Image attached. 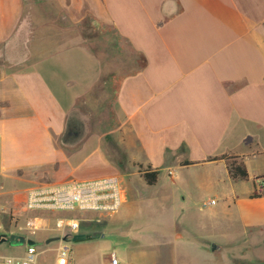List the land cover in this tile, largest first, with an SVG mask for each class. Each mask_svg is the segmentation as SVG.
<instances>
[{
  "label": "crops",
  "instance_id": "0c3cea01",
  "mask_svg": "<svg viewBox=\"0 0 264 264\" xmlns=\"http://www.w3.org/2000/svg\"><path fill=\"white\" fill-rule=\"evenodd\" d=\"M78 109L84 134L63 143ZM223 154L241 159L247 180L208 161ZM206 166L231 188L207 224L163 221L169 191L129 190ZM145 171L157 172L154 185ZM262 175L264 0H0V179L118 177L124 202L84 225L85 254L98 243L119 264H264V196L249 197ZM28 188L0 192L18 202ZM135 200L158 221L129 222ZM22 233L19 219L6 236ZM37 250L42 263L48 248Z\"/></svg>",
  "mask_w": 264,
  "mask_h": 264
},
{
  "label": "rangeland",
  "instance_id": "374dc122",
  "mask_svg": "<svg viewBox=\"0 0 264 264\" xmlns=\"http://www.w3.org/2000/svg\"><path fill=\"white\" fill-rule=\"evenodd\" d=\"M94 30H96V27ZM88 34H91V31H88ZM73 113L76 116L74 120L75 124L76 122L80 124L77 129L83 135L84 120L86 119V117L84 116V109L74 110ZM107 113L108 111L105 113V115ZM86 121L87 120H85V122ZM90 121L93 120L90 119ZM177 175L178 179L176 180V182L171 181L169 178H167V176H164V178L154 186H144L142 188L138 187V189L129 188V190H137L142 192L169 191L168 193L170 194V198L167 201L168 203H170L171 207H169V214L160 216L163 221H165V219L167 218L170 222L180 225L184 224L190 226H198L200 224H207L209 222L208 213L211 210L217 209L222 205L221 193L231 190L229 183L221 177L220 172L216 170L211 171L208 169V166L188 167L187 169L177 171ZM51 177L52 175L49 174L47 178L51 179ZM133 182L137 183L136 181ZM242 184L243 187L240 189L242 191L244 190V188L250 186V182H243ZM29 185L30 187H32L31 185L33 184H28L17 179H0V191L3 192H7L15 188L22 189L24 187H28ZM210 199H215L217 203L216 205L206 207L205 204ZM16 203L17 201H14L11 197L1 194L0 192V237L2 238L5 236L7 238V240L0 242V255L2 256L19 257L21 255V250L24 248L22 244L21 246H19L21 248L13 247L12 244L8 241L9 236H6L9 235L10 232H13L15 228V224L12 222H8V218L11 214H16ZM131 206L137 211H133L130 209V216L132 217V220L129 222L138 224L147 222L152 223L156 221L157 217H159L152 216L146 212L139 210L141 209L140 207L148 208L147 204L140 205V203L135 200V203ZM64 215L65 214L58 212H51L41 215L40 220L38 221L39 229L37 235L33 237V239L36 241L35 243L39 249L48 248V250H45L44 253L40 255V262L45 264H52L53 258L56 255L55 250L53 249L58 245V242H60V246H66L67 248H69L68 253L70 264H84V225H86L87 223H95V218H98V215H100L98 223H104V219L113 216L114 213H82L80 216L83 217L84 220L80 221L78 232L71 237H67L66 240H61L59 239V237H57L58 233L54 230V223L56 218L62 217ZM205 235H208L207 228ZM45 236H48L47 241H41L40 239H43ZM74 236H76V239ZM204 237L205 236L202 237V240L204 239ZM106 241L110 242L109 238H107ZM90 247V252L86 253H91L94 256V259L91 260L90 264H101L104 259L108 261L110 250H107V245L99 248L98 243H92ZM229 250L230 249L228 248L224 250L222 254L218 253L217 255H215V257L217 259H224L226 257L225 260H227ZM262 250H264V247L262 248ZM259 258V260L264 263V252Z\"/></svg>",
  "mask_w": 264,
  "mask_h": 264
},
{
  "label": "built area",
  "instance_id": "2783aa9c",
  "mask_svg": "<svg viewBox=\"0 0 264 264\" xmlns=\"http://www.w3.org/2000/svg\"><path fill=\"white\" fill-rule=\"evenodd\" d=\"M124 202L120 180L116 176L78 181L68 179L59 184H38L24 191L23 198L16 203V214H11L8 222L15 226L23 223V255L19 258L0 257V264H45L38 261L37 245L27 241L38 231V221L42 214L58 212L65 214L55 219L54 228L62 232V240L79 230L82 213H115ZM211 199L205 205H214ZM23 211V212H21ZM97 221L98 218H95ZM33 241V240H31ZM69 248L60 246L52 264H70ZM108 264H119L114 254L108 256Z\"/></svg>",
  "mask_w": 264,
  "mask_h": 264
},
{
  "label": "trees",
  "instance_id": "16d2710c",
  "mask_svg": "<svg viewBox=\"0 0 264 264\" xmlns=\"http://www.w3.org/2000/svg\"><path fill=\"white\" fill-rule=\"evenodd\" d=\"M75 115L73 112H71L67 119H66V131L64 135L62 136V142L63 143H68L71 141L75 140V136L77 137H82L81 132L77 129V127L80 125L76 122L75 120ZM215 160H224L225 165L228 171V174L230 178L234 181H244L248 179V174L246 171V168L243 165V162L241 161L240 158L233 156V155H227L223 154L221 156L217 157H212L209 158L208 161H215ZM194 162L190 161H184L182 162V165H190L193 164ZM144 181L147 185H154L157 180V172L156 171H145L143 174ZM263 180L264 175L262 176H257L253 178L252 182L254 185V190L249 194L250 198H257L264 196V183H259L258 186L255 184V180ZM76 239V236H74Z\"/></svg>",
  "mask_w": 264,
  "mask_h": 264
},
{
  "label": "water",
  "instance_id": "95a60500",
  "mask_svg": "<svg viewBox=\"0 0 264 264\" xmlns=\"http://www.w3.org/2000/svg\"><path fill=\"white\" fill-rule=\"evenodd\" d=\"M5 240H7L5 236L2 237V238L0 237V242L5 241ZM8 241H9V242H14V243L17 244V245H21V244H23V239L20 238V237H17V238H16V237L11 236V237L8 238ZM27 243H28V244H33L34 241L28 240Z\"/></svg>",
  "mask_w": 264,
  "mask_h": 264
}]
</instances>
